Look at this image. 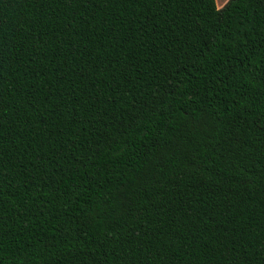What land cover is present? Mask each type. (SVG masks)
<instances>
[{
    "label": "trees",
    "instance_id": "16d2710c",
    "mask_svg": "<svg viewBox=\"0 0 264 264\" xmlns=\"http://www.w3.org/2000/svg\"><path fill=\"white\" fill-rule=\"evenodd\" d=\"M0 264H264V0H0Z\"/></svg>",
    "mask_w": 264,
    "mask_h": 264
},
{
    "label": "rangeland",
    "instance_id": "374dc122",
    "mask_svg": "<svg viewBox=\"0 0 264 264\" xmlns=\"http://www.w3.org/2000/svg\"><path fill=\"white\" fill-rule=\"evenodd\" d=\"M230 0H216L219 9L223 8Z\"/></svg>",
    "mask_w": 264,
    "mask_h": 264
}]
</instances>
